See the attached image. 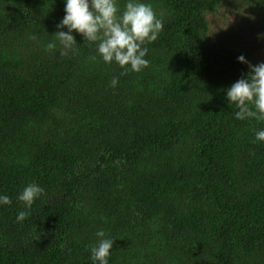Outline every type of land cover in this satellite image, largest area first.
Masks as SVG:
<instances>
[{
  "label": "trees",
  "instance_id": "1",
  "mask_svg": "<svg viewBox=\"0 0 264 264\" xmlns=\"http://www.w3.org/2000/svg\"><path fill=\"white\" fill-rule=\"evenodd\" d=\"M141 2L163 30L121 75L75 30L60 55L66 0H0V264H93L101 229L109 264H264V121L227 99L238 57L264 62V0Z\"/></svg>",
  "mask_w": 264,
  "mask_h": 264
},
{
  "label": "clouds",
  "instance_id": "2",
  "mask_svg": "<svg viewBox=\"0 0 264 264\" xmlns=\"http://www.w3.org/2000/svg\"><path fill=\"white\" fill-rule=\"evenodd\" d=\"M65 16L57 25L58 29L68 31L55 32V40L60 45V55L69 52L73 54L78 44L72 34L75 30L90 44L95 43L97 52L105 63H117L122 69L121 75L129 71L141 72L150 66L147 55L150 44L157 40L163 30V21L157 17L150 4L141 0H127L123 11L117 0H66ZM47 49H57L56 42H49ZM92 61L95 56L90 57ZM238 60L249 65L247 79L241 78L227 89L229 104L235 105L236 119L255 118L264 121V62L252 65L243 55ZM118 78L113 77L111 86L116 87ZM256 141H264V130L256 133ZM255 142V141H254ZM44 193V189L35 183L23 188L18 199L26 209ZM7 195L0 196V204L10 205ZM30 211H21L17 216L18 222H23L30 216ZM98 242L90 246L93 264H109L111 250L115 243L108 238L103 229L96 232Z\"/></svg>",
  "mask_w": 264,
  "mask_h": 264
},
{
  "label": "rangeland",
  "instance_id": "3",
  "mask_svg": "<svg viewBox=\"0 0 264 264\" xmlns=\"http://www.w3.org/2000/svg\"><path fill=\"white\" fill-rule=\"evenodd\" d=\"M236 11H237V9H235L232 5L230 7L221 6L219 13H217L216 16L211 17V19H209L210 23L215 28L222 26L223 23L226 22V19L223 17L224 13H228V16H229L231 22H235L236 24L242 23L241 19H238L239 17L237 16L238 13H236ZM245 31H247L246 28H243V32H245Z\"/></svg>",
  "mask_w": 264,
  "mask_h": 264
}]
</instances>
